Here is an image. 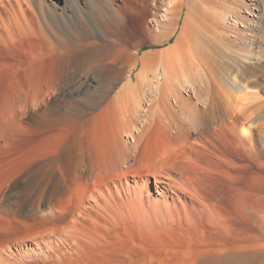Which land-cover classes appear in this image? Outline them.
I'll use <instances>...</instances> for the list:
<instances>
[{"label":"bare ground","instance_id":"obj_1","mask_svg":"<svg viewBox=\"0 0 264 264\" xmlns=\"http://www.w3.org/2000/svg\"><path fill=\"white\" fill-rule=\"evenodd\" d=\"M113 1L119 21L79 39L96 49L66 79L43 68L61 35L0 0V264H264V239L232 243V215L193 165L216 137L264 144V0H142L153 26L141 19L135 44L163 47L141 57ZM112 61L141 65L114 95Z\"/></svg>","mask_w":264,"mask_h":264},{"label":"rangeland","instance_id":"obj_2","mask_svg":"<svg viewBox=\"0 0 264 264\" xmlns=\"http://www.w3.org/2000/svg\"><path fill=\"white\" fill-rule=\"evenodd\" d=\"M20 1L22 2V6L26 4L25 7H22L23 10H25V15L28 13V17L31 15L30 17L33 18V12H36L34 14L38 15V17L41 15L40 18L44 24L49 21L50 25L48 22L45 25L51 28V33L57 35L58 38L61 35V38L57 41V51L52 56L48 55L47 51L44 50V53L48 56H45L43 68L46 69L45 72L49 71L48 68H55V70H58V72L60 71V74L62 73L61 76H64L63 78L66 79L79 68L76 66L79 64V55L77 54L81 51L96 49L95 44L84 48L79 46V39L84 38L85 41H88L94 38L92 37L93 35H96V39L101 42L102 38L104 39L106 26L113 21H119L118 15H115L113 8H111V3L107 2L108 0L103 1L104 5L106 4V6L108 5L107 7L112 9V12L108 14L101 10V4H99L98 10L95 8L97 5H95V0H76L77 3H61L60 5H58V3L53 6L48 5L49 0H27L28 4L30 3L29 5L26 3V0ZM124 1L125 2H123V0H114L112 2L114 3L113 5L119 8L122 11L121 13H123V18L120 21L121 23L119 22L118 31L126 41H133L132 47H134L135 50L137 48L138 57H141L146 51H153L163 47L155 46L151 43L141 44L138 42L139 44H135V41H139L140 39V34L135 29L139 21L144 19L146 25H149L151 28L153 26L149 24V17L152 16L151 8L149 9L151 6L144 5L142 0ZM26 10L28 11L26 12ZM42 12L44 16H42ZM102 23L103 26L101 25ZM71 35L73 37H71ZM174 40L175 36L170 39L168 43ZM66 42L69 43L72 48L65 49L64 44ZM263 48L264 44L259 42L254 49L257 56L262 54L261 51ZM226 52L229 55L231 54L229 51ZM77 58L78 61L77 63L75 62V65L74 61H76ZM69 59L70 62L68 63L67 60ZM118 61H112L115 62V64L110 62V65L113 64L112 66L114 67L111 69L112 71L110 70L111 72H108V79L106 82L103 80L104 83L111 87L110 95L111 93L112 95L117 94L129 80H131V83H135L141 69V65H139L130 76L127 66L121 61ZM251 69L253 73L257 71L258 64L256 63L253 65ZM261 69L260 73L264 78V66H262ZM263 78L258 79L260 82H263ZM62 107L63 109L65 108V106ZM262 113L264 114V109ZM102 128H106L107 130L106 123L102 124ZM215 141H217V145H212L206 141L204 143L205 147L201 148L202 151H205L204 157L193 163L195 168L207 174L203 177L204 181L209 184V188L206 191L207 198L210 199L215 195L218 196L221 201V203H217L219 207L226 211V213L232 215V243L237 241L235 239L239 241V238L240 240L248 239L252 241L264 239V144L260 146L256 154H253L245 149V147L235 139L233 134L232 142L227 141L225 136L221 138L216 137ZM27 143L29 144V141ZM16 154L18 153L16 152ZM228 209H230L231 212Z\"/></svg>","mask_w":264,"mask_h":264}]
</instances>
